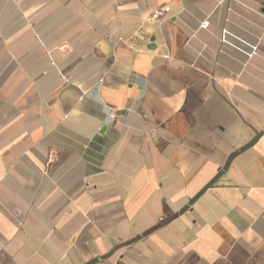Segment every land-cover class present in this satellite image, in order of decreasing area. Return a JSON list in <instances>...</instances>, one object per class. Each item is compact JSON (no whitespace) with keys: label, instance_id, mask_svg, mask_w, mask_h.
<instances>
[{"label":"crops","instance_id":"1","mask_svg":"<svg viewBox=\"0 0 264 264\" xmlns=\"http://www.w3.org/2000/svg\"><path fill=\"white\" fill-rule=\"evenodd\" d=\"M0 264H264V0H0Z\"/></svg>","mask_w":264,"mask_h":264},{"label":"built area","instance_id":"2","mask_svg":"<svg viewBox=\"0 0 264 264\" xmlns=\"http://www.w3.org/2000/svg\"><path fill=\"white\" fill-rule=\"evenodd\" d=\"M170 11V7H166L163 10H156L152 13L150 20L152 19H157L160 18L161 16L165 15ZM208 25V22H204L203 26L206 27ZM108 117L112 120H117V114H116V109L115 108H110L108 112Z\"/></svg>","mask_w":264,"mask_h":264},{"label":"water","instance_id":"3","mask_svg":"<svg viewBox=\"0 0 264 264\" xmlns=\"http://www.w3.org/2000/svg\"><path fill=\"white\" fill-rule=\"evenodd\" d=\"M154 46H155V44H150V47H152V48H153Z\"/></svg>","mask_w":264,"mask_h":264}]
</instances>
